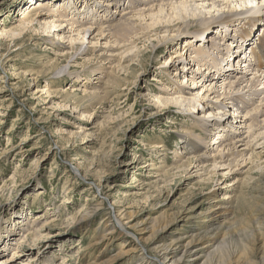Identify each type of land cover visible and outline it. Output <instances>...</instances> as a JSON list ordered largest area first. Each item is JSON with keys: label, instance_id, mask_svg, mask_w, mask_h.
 I'll use <instances>...</instances> for the list:
<instances>
[{"label": "rangeland", "instance_id": "374dc122", "mask_svg": "<svg viewBox=\"0 0 264 264\" xmlns=\"http://www.w3.org/2000/svg\"><path fill=\"white\" fill-rule=\"evenodd\" d=\"M67 1L0 0V34H7L0 35V225L13 233L0 248V264H24L33 256L29 264H158L156 253L168 246L175 255L166 261L176 264H264V135H248L246 127L230 135L229 127L211 126L193 127L186 137L195 120L208 126L214 117H206L218 113L217 106L230 108L203 100L192 109L190 95L177 108L162 101L180 87L201 93L205 77L193 68L190 53L207 41L211 47V38L237 39L243 20L228 25L229 33L213 25L203 42L194 30L184 39L159 29L135 42L139 55L126 52L128 43L117 45L95 32L81 49L89 53L71 57L70 48L81 43H70L76 32L62 19L61 41L53 31L42 38L47 30L36 19L35 30L25 28L22 45L9 42L8 30H18L24 16L34 17L42 6L56 21L58 10L71 5ZM79 5L70 9L84 13ZM260 24L255 37L264 35ZM203 52L201 63L216 58ZM177 53L189 63L187 73L175 75L185 64ZM196 137L210 147L196 153L187 143ZM234 142L232 152L243 157L220 159V148ZM227 197L233 199L230 214L222 210ZM41 225L38 237L31 228Z\"/></svg>", "mask_w": 264, "mask_h": 264}, {"label": "bare ground", "instance_id": "6f19581e", "mask_svg": "<svg viewBox=\"0 0 264 264\" xmlns=\"http://www.w3.org/2000/svg\"><path fill=\"white\" fill-rule=\"evenodd\" d=\"M77 1L78 0H68L66 4L71 5H66V7L60 8V11L58 10L59 15H57L58 18L56 21L50 20L53 19V16L49 14V11H51L50 9H47L46 7V9L41 8L42 6H40V8H37L38 10H36L37 12L35 13L34 17L32 16L31 18L27 17V15L24 16L27 19L25 18V20L21 22L18 30H10V33L8 30V35L10 38L9 42H12L13 44L19 43L20 45H22L23 40L28 37V31H25V28L28 25H31L30 29L35 30L33 27V21H35L36 19H39V21L43 22L42 24H40L39 21L37 22L39 23V25H41L40 28H42V30H47V32L45 30L42 31L43 33H47L44 34L42 38H48V33H51L53 31V39L61 41V36L65 33V26L62 25V20H66L70 23L71 29H73L72 35L76 32L75 36L69 37V41H71L70 43L72 45L73 43H76V41H79V43H81L78 47L72 46L70 48V50L74 52L71 57L74 56L77 59L79 56L87 55L89 53L90 50L86 47L83 50L81 49L83 48L82 46L84 42H86V40H89L91 35H93L95 32H97L99 36H105V34H107L105 38L109 37L108 39H114L113 41L117 45H120L121 43L123 45L124 43H128L129 48H126V52L130 53V51L135 49L137 54H141L137 46H135V42L139 39L144 40L145 38H147L146 35L152 32L156 33V31H158L159 29H172L169 31L170 33L174 34L173 36L176 35L180 37L181 35H183L184 39H187L189 37L187 34L194 30L193 37L195 39H200L196 40L197 42L201 41L202 38L203 42L204 39H207V37H205L207 31H211L210 28H212L213 25H219V27L225 29V32H228L229 28L232 27L228 25H231L236 21L238 22L239 20H243V25H241V32L235 34L237 36V39L229 37V40L226 39L225 41L224 37L222 38V40L220 38H211V47L207 46V42H209L207 41L206 44H202L200 48H198V50H195L194 53H190V57L192 55V64L194 62L196 63V65L192 67L195 68L196 66V71L198 72V74L202 75L200 76L201 78L205 77V82L200 85L202 87L201 93L203 92V94H194L190 89H181L180 87L170 94V98L167 99L165 97L166 99L164 98L162 101L167 105L169 104V108H177V106L175 105H177L179 99H184V95H190L191 98L186 100L193 101L192 103H190V107L192 109H195L196 106H201L203 100L210 101V103H214L216 105L219 102H222L223 106H225L226 108H230V111L222 112L217 111L220 109L218 106L215 108L217 110H215L214 108H210L209 106L206 107L207 110L211 109V111L215 110L216 112H218L214 113V115L211 114L206 117L207 119L208 117H214L211 121L212 123H209L207 126L204 122L207 123L208 121L201 122L199 119L195 120V122H193V126H191V130L186 133V137L193 135L195 128H202L204 131H207V129H210L211 126L213 128L215 127V130L216 128L218 130H225L227 127H229L230 130H227V132L228 134L230 132V135H238V133L243 134L242 131L243 129H245V127L247 129L248 135H255L256 132H258V135L260 136L264 135V35L260 37H255L254 35V33L258 31V28H256L257 31H255V26L261 25V22L262 24H264V0H91L92 2H94L93 5L91 4L92 6L89 4V0H83V2H81V7H86V9H84L85 12L81 13V11L80 13L75 14L73 12V8L70 9V7H74ZM255 2L256 4L252 5ZM79 4H77V6L75 7H79ZM259 6H261V8H258ZM191 8L194 10H192ZM239 8H242V11H237ZM110 9H113L112 12H109ZM254 10L258 11L253 13ZM194 11H197L198 15L203 11H205L206 13H202V15L198 16L194 14ZM92 12H94L95 16L92 14L90 15V13ZM100 15L101 17H99ZM117 16L119 17L118 20ZM179 16L183 17L181 21H179V18H176ZM73 19L77 21V23H73ZM259 19L261 20L260 23H258ZM194 23H197L199 28L197 27V25L194 26ZM66 33L71 34V32L67 31ZM198 33L199 35H197ZM0 35L7 36L6 33H1ZM87 35L88 38L86 39ZM141 35L142 37H140ZM137 36H139L140 38ZM132 37H134L135 39L134 41H132V43H129ZM245 44L247 46H250L251 44V46L254 47L249 49V52L246 53L247 46L244 47ZM206 48L212 54L214 53L216 58H210L206 56L205 58H207L208 62L201 63L200 56L205 53L203 52V49ZM58 52L61 53L58 54L59 57L68 56V54L62 53L63 51ZM187 52L190 51L188 50ZM240 55L248 56L243 60L242 57L239 58ZM250 56L253 60H250L249 62H253V66L249 63H246V59ZM230 57H233L232 63ZM175 58L179 60L180 64L183 62L185 63L182 64V66L178 69V71L180 70V73H177L176 71L175 75L187 73L188 71H190L191 67H189V63L187 64V62H185L186 59L184 58V55L177 53V56ZM171 59L172 58H170V60ZM235 59L237 61L236 64L233 65V61ZM243 63H246V66ZM169 66H171V62ZM234 67L236 68L237 72L236 70L233 71ZM244 68L248 71L243 70ZM103 69H100L102 73L104 71ZM248 73L252 74V78H248V76L250 75ZM189 74H191L190 76H192L193 71ZM201 78H198V80ZM182 79L184 80L183 83H188L185 80L186 76H183ZM219 81L220 85H217V82L219 83ZM192 82H195L194 79L192 80ZM183 83L181 84L183 85ZM191 85L192 88L197 87V84L195 85V83ZM89 96L91 98V95ZM172 97H174L175 99L173 100ZM93 100H104V97L101 98L99 96H94ZM253 101L256 105L250 104L251 102L253 103ZM216 105H214V107ZM204 108L205 107L203 105L202 110H204ZM221 108L223 109V107ZM196 111H198V109H196ZM84 114V112L81 114V116L83 117L80 119L86 118ZM215 115H217V118H215ZM230 117L234 122V125L229 121ZM254 129H257V131H254ZM196 139L197 142L189 140L187 142L188 145L192 147V149H194L196 153L199 151L201 152V149H204L207 146L210 147L209 143H205L203 141V138L199 139L198 137H196ZM221 139L222 138H219V141ZM239 142L243 141L238 139L236 143ZM216 143L217 142L214 141L213 145ZM223 143H226V141L224 140ZM235 145L236 144L234 142L222 146L219 151L220 159H222L223 157L236 158V156L234 155L243 157V152H238L236 154L232 152L231 148H233ZM223 147L227 148L226 154H224L225 149ZM201 158L207 159L206 155H201ZM213 162H215V160ZM231 164H233V162H229L228 167H230ZM222 201L227 202V204L222 205V210L226 211L227 214L233 212L234 208L230 206L233 202V199L227 197ZM116 221H118V224L121 227L123 226L121 224V220L116 219ZM44 227L45 225H41L36 229L31 228V230L33 231L34 235L42 237L43 235L41 234V230ZM106 233L107 236L110 235L108 234L109 232ZM12 234L13 233L10 230L4 229V227H2V224L0 225V248L5 245L6 241ZM134 238L136 239L137 236ZM100 243H102V241L94 242L92 245L95 246L99 245ZM170 247L171 246H168L156 253L155 260L158 262V264H176L178 262H170L171 259L168 260V262L170 263L166 261L169 256L175 255V252L173 251V249H170ZM208 247L210 246H206V248ZM89 249L90 248L88 247L80 249L78 253H83ZM15 255L17 254L14 253V256ZM35 257L36 256L29 257L28 263L25 262L24 264L32 263ZM162 257H164V260L161 259ZM1 259L2 258L0 254V260ZM44 264H48V262Z\"/></svg>", "mask_w": 264, "mask_h": 264}]
</instances>
